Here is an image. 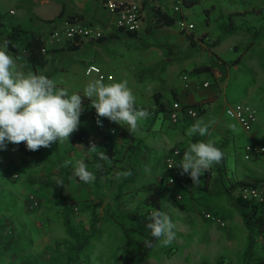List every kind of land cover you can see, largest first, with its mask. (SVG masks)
Here are the masks:
<instances>
[{
  "label": "rangeland",
  "instance_id": "1",
  "mask_svg": "<svg viewBox=\"0 0 264 264\" xmlns=\"http://www.w3.org/2000/svg\"><path fill=\"white\" fill-rule=\"evenodd\" d=\"M68 1L86 0H0V21H11L7 22L9 24H6V28H9L15 21L21 23V26L28 30H34L43 36H47L50 31L48 24L39 23L35 25L36 22L32 21L31 18L37 17V15L52 17L60 12L63 3L67 2L70 5ZM243 5L241 0H200V3L194 7V12L190 18H193L192 20L199 29L207 26L206 21L212 20L210 29H213L229 22L228 19L226 22L219 19L214 21L217 15L222 14L221 10L237 11L244 9ZM211 7H213L212 10L206 11ZM64 8L66 12L67 7ZM253 10H256V7ZM237 20L247 29L248 25L253 26L248 39L249 43L253 42L252 46L248 48V43H246L241 44L237 50H225V59L232 62L240 58V61L237 65L230 66L228 79L221 84L220 90L213 96L212 102L204 105L206 112L196 119H190L185 123L181 121L178 124L172 123L168 116H165V119L159 117L154 126L155 130L161 129L162 126L164 130L169 129L167 134L170 135L172 131L181 130L182 125H187L185 127L188 129L197 120L210 123L208 132L211 135L210 140H208L207 135L201 140L212 141V143L222 142L219 149L223 147L227 155L225 184L219 185L212 181L211 188L206 191L202 189L205 180V173H203L196 183L192 179L184 180L185 191H187L185 198L187 199L188 194H190V197L193 196L196 201L198 212L202 214L203 211H214L225 220L227 226L220 227L217 223L201 215L204 224L214 227L216 239L213 236L208 238L205 232L197 228H194L192 236L181 233L179 237L175 231V239L172 244L162 247L158 241L152 251H143L146 257L130 261L122 255L119 256L128 243L121 226L115 222L102 220L97 224L94 236L90 239L85 255L79 264L246 263L248 230L237 209L230 202L227 188L235 180L243 179L245 174L252 175L249 173V169L254 163L260 164L264 171L263 157L256 156L251 160L244 159V149L247 144L264 145V28L260 25L261 23L264 24V21H260L258 14L251 15L249 20ZM103 30L106 31L104 27ZM244 32L248 33L247 31ZM4 33L6 30L4 31L0 25V46L5 43ZM220 33L222 31L219 30L216 34ZM239 36H243V34L240 33ZM152 41L153 39L150 37L136 39L121 33L120 38L109 39L105 43H85L78 51H66L67 43H62L55 47L59 50L62 49L60 55H54V59L49 57L47 67L32 66L28 61H24L19 70H13L21 74H44L53 79L58 87H66L70 92H80L83 95L82 89L86 84L99 78L95 73L86 75V65L96 63L97 66L103 68L102 72L106 76H113L112 79L103 80L105 83L126 80L134 93L136 107L144 108L150 113L149 108L153 102V97L149 96L150 89L155 87L160 90L161 87L157 79L163 73L167 74L166 69L168 68H166L164 60L167 61L171 58L181 62L182 57L179 52V56L176 55L178 57L168 56L167 49L162 46H155V54L152 57L148 56V45ZM152 43L157 45L155 42ZM8 54L13 57L10 52ZM103 55H107L109 63H104L101 58ZM151 58L159 62L154 64L156 66L149 68L148 60ZM164 68L166 69L162 70ZM182 71L180 73H184L189 79L190 75L194 74L191 70ZM181 79L183 78L181 77ZM237 103H247L257 111L258 120L251 131H246L236 118L230 117L226 113L228 106ZM84 112H86L85 116H83ZM94 113H96L94 107L90 106L86 110L83 105L80 118L83 117V123L87 128L92 124ZM146 122L152 123L151 113L140 124ZM224 130L226 133L222 135ZM76 133L77 130L70 134L69 141L53 142L50 147H45V150L52 157L57 154L63 157L66 172L71 173L75 163L82 160L87 169L95 176L94 163L86 159L88 155L83 151L82 144H77L73 140ZM154 134L148 135L149 138L146 139L152 142L158 140L163 146L166 143L165 140L161 139L163 135L160 134L157 137L155 132ZM143 135H146L145 132ZM197 139L199 141L200 137L198 136ZM127 144L128 142L122 135H118L113 142V147L119 151L118 156L121 160L118 161V167L110 176H103L99 181H96L95 176V180L90 183L74 178L68 186L66 193L69 200L77 202L71 207L74 225L82 224L89 230L91 224L90 211L93 205L96 206L100 217H103L107 210L112 213L130 212L138 206L143 207V201L148 194L147 191L141 189L143 186L157 183L164 188L165 159L170 154L168 149H174L171 148L174 146H168L167 150H161L158 146L155 153L150 150L145 151L141 158V161L145 163L139 170V178L136 183L129 184L125 183L128 173L127 163L123 159ZM17 146L8 143L3 150H0V217H7L13 222L14 231L5 232L4 239L13 240L15 243L13 250L6 253L3 259H0V264H51L55 242L70 241V239L63 224L62 202L59 196L51 188L43 185L41 181L46 178L59 180V171L54 168L49 175L41 163L19 155L16 151ZM147 162H150L151 166H146ZM213 176H216V172ZM213 188L216 189L215 194H212ZM120 191L122 193L118 196L119 204L117 205L114 198L117 194L119 195ZM233 194L238 196L239 189H235ZM36 202L38 205L35 204ZM162 202L165 203V200ZM212 205L218 209H223L224 212L213 210ZM195 221L197 222L194 223L193 227L203 225L202 221L197 218ZM124 224L129 227L132 223L126 220ZM182 241L190 242L189 247L185 248ZM117 244H121V246L112 247ZM130 245L132 244L130 243ZM255 247V257L264 258V244L259 241ZM121 248L123 251H120ZM188 248L190 250H187ZM252 264L257 263L253 262Z\"/></svg>",
  "mask_w": 264,
  "mask_h": 264
},
{
  "label": "trees",
  "instance_id": "2",
  "mask_svg": "<svg viewBox=\"0 0 264 264\" xmlns=\"http://www.w3.org/2000/svg\"><path fill=\"white\" fill-rule=\"evenodd\" d=\"M155 10L158 26H172L175 25L178 19L166 11H163L160 7H153ZM35 19L34 17L32 20ZM68 21H82L83 17L77 14L65 15V8L63 7L62 11L58 14L55 19L46 20L44 23L48 24L49 32L59 27L58 24L61 20ZM228 23L224 26H221V30L224 35L229 33H234L235 31L240 30L231 15L228 17ZM4 31L8 32L5 42L7 43V50L13 52L15 57L26 58L27 61L32 66L44 67L48 63V55L55 49V47L47 48V52L43 53L42 50L45 47V39L47 36H43L41 33L35 32L34 30H28L23 28L20 24L13 25L9 28H6L3 23H1ZM124 30V29H121ZM126 31V30H124ZM251 31V30H249ZM131 36H137L138 32L127 31ZM111 36V35H110ZM109 37V36H108ZM108 37L103 36L98 41L102 42ZM221 37L218 39V42L221 41ZM66 49L69 51L79 50L83 44V39L76 38L66 42ZM215 43V42H214ZM217 43V42H216ZM253 42H250L247 46L248 48L252 46ZM240 61V58L233 60L230 65H236ZM215 68V66H214ZM195 70L200 72L209 71L213 73L211 66H201L195 68ZM227 69L225 67L223 75L226 76ZM213 97L203 99L196 104L201 108L200 116L206 112L204 105L211 103ZM83 105L87 110L90 107L91 101L84 99ZM155 104H157L160 111H165L167 106L161 103L160 99H155ZM86 112L83 113L85 116ZM99 121V123H98ZM122 137L128 142L126 147V152L123 156L124 161L127 163V173L128 178L125 183L134 184L138 180L139 170L142 167L141 156L143 152L148 151L146 144L133 133H130L128 129L110 121L106 117H98L97 113H94L92 116V124L87 128L83 123V117L80 118V124L77 128V133L74 136V142L77 144H82L83 151L88 155L86 159H89L94 163V171L96 176V181L103 176H110L114 170L118 167L119 151L113 147V142L118 137ZM92 146H95V151L92 150ZM19 153L22 157L32 158L37 163H41L51 175L54 168L59 171V180H54L52 178H46L41 181V183L49 188H51L54 193H56L62 204V218L63 224L66 228V233L70 241H56L54 245V256L51 258V264H79L81 263L83 256L85 255L86 248L89 244L90 239L94 236V231L97 224L100 221L115 222L118 223L123 232L126 235L128 243L137 244L138 248L142 251L150 252L157 245L158 241L150 235V231L146 228V224L151 222L150 217L154 211H161L162 206V187L157 183H150L147 186H143L141 189L149 193L143 201V207H137L134 211L130 212H120L112 213L109 210L106 211L103 217H100L97 208L95 205L91 207L90 216L91 224L89 230L85 228L82 224L74 225L72 220V205L76 204L75 200H69L66 190L72 180L75 178L71 173L65 171L63 157L59 154L55 156H50L45 147H40L36 151H30L26 148L25 143L21 142L18 144ZM221 152L223 154L222 159L219 163L215 164L214 167H211L208 171L205 172V180L202 189L208 191L212 184V181H215L216 184L224 185L225 178L227 177V155L224 152V148L221 147ZM102 155L106 158H102ZM216 176L214 177V173ZM164 176L167 180V176L176 175V171L168 172L164 167ZM189 177V175H188ZM188 179H191L189 177ZM62 182V184H57ZM187 181V180H185ZM184 182V180H183ZM259 179L254 182H250L244 179L235 180L228 186L227 191L229 193V200L237 209L239 215L242 218V221L245 227L248 230V243L245 252L246 263L252 264L253 262L257 264H264V258L255 257V246L261 241L264 244V202L258 200L244 199L241 196H235L233 191L242 187H258ZM169 187V186H168ZM120 190V189H119ZM119 195L117 194L114 198L116 204H119ZM176 202L179 203L180 208L184 205L183 200L179 201L176 198ZM182 202V203H181ZM126 204V203H124ZM128 220L132 223L129 227L124 224V221ZM14 231L13 222L7 217H0V259H3L6 256V253H10L14 247L13 240H5V232ZM152 241V247H147L145 241Z\"/></svg>",
  "mask_w": 264,
  "mask_h": 264
},
{
  "label": "crops",
  "instance_id": "3",
  "mask_svg": "<svg viewBox=\"0 0 264 264\" xmlns=\"http://www.w3.org/2000/svg\"><path fill=\"white\" fill-rule=\"evenodd\" d=\"M131 1L139 4L143 10L142 28L140 31H138L137 36H131L127 31L121 30V28L116 26L114 17L106 10L105 6L102 3V0H86V1H76V2L68 1L70 5H68L67 2L63 3L60 12L62 11L63 7H67V11L65 12V15L77 14L79 16H82L83 23H85L88 26H93L94 28L100 30L103 33V36L105 37L109 36L107 39H105L102 42H99L98 40L83 39L82 46L85 43L88 44L105 43L109 39L120 38V34L122 33L134 37L136 39L143 37L152 38L153 39L152 42H155V44L157 45H154V43L152 42L149 43L148 45L149 51L147 53L148 56L150 57H152L155 54V50H156L154 49L155 46H162L166 48L167 55L171 57H178L179 56L178 52L181 53L180 55L182 56L181 62L174 61V59L171 58L168 59L167 61L164 60V62H166V68L168 69L166 68L162 69V70L166 69L167 74L163 73V75L159 76V79H157L161 87L160 90H157L155 87H151L150 89L149 87L150 89L149 96L153 97L151 108H149V110L151 111L150 113L152 117V123L148 124L146 122L145 124H140L138 131L133 133L136 137L140 138L146 144V146L148 147L147 150H150L154 153L157 152L156 148L158 146L159 149L161 148V150L162 149L167 150L168 146L173 145L174 147L171 148L174 149H168V150H170V154L175 149L180 150L179 160L181 163L185 149L188 147V145L191 142L198 141L197 139L198 136H194L191 138L188 137L186 135L187 128L185 127L187 125H182L181 130L179 129L178 131H172V133L168 135L167 133L169 129L164 130V128H162L163 126L159 130L154 129L156 123L155 121L159 117L160 119H165V116H168L170 118L169 110L174 102H180L184 106H194L193 104H196L203 99L213 97L218 92V90H220L221 84L223 82L225 83V81L228 79L229 70L231 68L230 67L231 62L225 59L224 57L225 50H229V51L237 50L241 44H246V43L249 44L248 39H249V34L251 32L249 30H251L253 26L248 25V29H247L244 25H241L242 23H239L237 19H241V21L249 20V17L251 15L258 14L260 15V21L263 22L264 0H241L244 3L243 5L244 9L243 8L238 9L237 11H229V9L221 10L222 14L217 15L214 21H217V19H219L220 21L226 22V19H228L229 15H231L235 23L241 28L240 29L241 31L238 30L235 31L234 33H229L225 35L221 30V26L210 29L212 20L206 21L207 26H204L201 29H199L195 25L194 21L192 20L193 18H190V16L194 12L193 11L194 7L198 3H200V0H183V6L181 10L182 12L179 16H177L173 11L174 5L176 4V0H131ZM153 7H160L163 11H166L172 16L176 17L178 19L177 23L172 26H163V27L158 26L157 15L155 10L152 9ZM254 7H256V10H253ZM212 8L213 7H211L206 11L212 10ZM60 12L56 13V15L52 17H41L37 15V17H34L36 20L34 19L32 20V18L31 20L36 22L35 25L39 23L44 24V20L55 19ZM179 18H185V20H187L188 22L193 23L195 25V29L191 31L182 30L178 23ZM64 21L66 20L62 19L61 21H59L58 24L61 25ZM7 22H11V21H0V24L3 23L4 26L6 27L9 24ZM16 24L22 25L21 23L14 21L12 22V25H10V27ZM260 25H262V27L264 28L263 23H261ZM103 27L105 28L106 31L103 30ZM219 30L222 31V33L216 34L217 32H219ZM244 31H247L248 33L246 34ZM240 33H242L243 36H239ZM7 35L8 32L4 33V39L7 37ZM220 37L222 39L220 42H218V39ZM61 50H59V48H55L53 49V51H51V53H49L48 63L46 64V66H44V68L47 67L49 64V57L54 59V55H60ZM10 53L13 55L15 60L13 69L19 70L22 63L24 61H27V59L23 57H15L13 52ZM101 58L104 60V63H109V59L107 55H103L101 56ZM156 62L159 61L156 59L154 60L153 58H151V60H148L149 68H151L152 66H156L154 65L157 64ZM178 62L180 63L177 64ZM90 65H96V63H89L88 65H86V69ZM17 66H19L18 69ZM201 66H211L213 70L215 69V71L213 73L209 71L198 73V71L195 70V68ZM225 67L227 69L226 76L223 75ZM100 68L101 70H103L102 67ZM182 70L184 71L191 70L194 74L190 75V79L188 78V80L186 81L184 79H181V77L183 78V76H185L184 73L183 74L180 73ZM207 83L208 85L206 86L205 84ZM155 99H160L161 103L167 106V109L165 111H160L158 109L157 104H155ZM181 121L185 123L190 120L184 119V117L182 116L180 122ZM178 123H174V124H178ZM158 131H160L161 133H159ZM143 132H145L146 134L145 136L143 135ZM154 132L157 134V137L160 134L163 135V138L161 139L166 141V143L163 146L161 142H159L158 140H157L158 142L155 140H153L152 142L146 139L149 138L148 135L151 136L152 134H154ZM224 133H226V130L222 132V135H224ZM207 136H208V140H210L211 135L207 134ZM202 138L203 137H200L199 140H201ZM219 142L220 141H218V143L217 142L214 143V145L217 148H220L222 144V142L220 143ZM16 151L19 153L18 146ZM143 163L145 162H142V164ZM147 163L146 166H151L150 162ZM252 165H253L252 168L249 169L250 170L249 173H251L252 175L245 174V177L243 179L250 182H254L255 180L259 179L258 187L260 189L262 188L261 190L263 191L264 186L262 187V185H264V171L262 169V166L257 163H254ZM185 186L186 185L183 183V180L178 179L176 188L174 189L168 188L167 181L165 180L164 188L162 187L163 190L162 201L165 200V203L162 202L161 212L164 213L166 212V214L169 215V217L171 218V220L175 225L174 231L177 232L179 237H180L179 234L181 233L187 236H192L194 232L193 231L194 228H197L205 232L208 238L213 236V238L216 239L215 232L213 231L214 227L207 226L206 224H204L205 222L201 217L202 215L201 212L197 211L198 207H196V201L194 197L193 196L190 197V194H188L187 199L185 198V195H187V191H185L186 190ZM178 192L183 193V203L182 202L181 203L184 206L182 208H180L179 203L175 201L176 200L175 195ZM215 192L216 189L213 188L212 194H215ZM148 195L149 193L146 196ZM35 204L38 205V203ZM212 207L214 208L213 210H220L221 212L222 211L224 212L223 209L221 208L218 209L215 205H212ZM210 212L213 213L214 211H210ZM213 214L217 215L216 212H214ZM219 217L221 218V216ZM195 218L202 221L203 225L199 227L197 226L193 227L194 223L197 222L195 221ZM182 242L185 248L189 247L190 242H184V241ZM131 244L132 245H130V243L129 244L127 243L125 245L126 248H123L124 251L121 248L120 251L123 252H121L119 256L122 255L123 257L127 258L130 261H135L138 258L141 259L146 257V254H144V252L140 248H138L137 244H133V243ZM119 246H121V244H117L116 246L114 245L112 247H119ZM187 250H190V248H188Z\"/></svg>",
  "mask_w": 264,
  "mask_h": 264
},
{
  "label": "clouds",
  "instance_id": "4",
  "mask_svg": "<svg viewBox=\"0 0 264 264\" xmlns=\"http://www.w3.org/2000/svg\"><path fill=\"white\" fill-rule=\"evenodd\" d=\"M14 63L5 42L0 46V150L8 143L24 142L28 150L36 151L40 147H50L56 141H69L70 134L80 124L84 99L91 101L98 117H106L130 133L137 132L140 122L150 115L146 109L136 107L134 93L126 80L105 83L102 78L94 79L86 84L81 95L58 87L44 74L15 72ZM209 127L210 123L197 120L188 127L186 135L204 137ZM91 148L96 149L95 146ZM222 156L214 143L199 140L188 145L178 165L196 183L203 173L221 161ZM102 158L106 157L102 155ZM72 175L85 183L95 180L82 160L75 163ZM150 220L146 224L150 235L162 247L172 244L175 225L169 215L157 210ZM144 243L152 247V241Z\"/></svg>",
  "mask_w": 264,
  "mask_h": 264
},
{
  "label": "built area",
  "instance_id": "5",
  "mask_svg": "<svg viewBox=\"0 0 264 264\" xmlns=\"http://www.w3.org/2000/svg\"><path fill=\"white\" fill-rule=\"evenodd\" d=\"M102 3L106 10L114 17L117 27L130 32H138L141 30L143 23V10L139 4L131 0H102ZM182 6L183 0H176L173 11L177 16L181 14ZM178 23L182 30L191 31L195 29V25L185 20V18H179ZM102 36L103 33L100 30L94 28L93 26H88L82 21L66 20L59 27L49 33L45 39V47L42 52L46 53L47 48L56 47L57 45L75 40L76 38L99 40ZM85 73L86 75L95 73L103 80L113 78L112 75L106 76L97 65H90ZM183 79L187 81L188 76H183ZM205 85L207 86L208 83ZM200 112L201 108L199 105L184 106L180 102H174L169 110V116L172 122L178 123L180 122L182 116L184 119H196L200 116ZM226 113L228 115L230 113V117L236 118L246 131H251L258 120L257 111L247 103H237L235 105L228 106ZM256 156L264 158V145L256 143L247 144L244 149V159L251 160ZM179 159L180 150L178 149L173 150L170 156L165 159L166 171H176V175L167 176V184L172 188H176L178 179H188V174L183 173L182 169L178 165L180 163ZM239 196L244 199L264 202V192L259 187L248 186L239 188ZM176 198L179 201H182V193L178 192L176 194ZM202 215L206 219L217 223L220 227L224 228L227 226L225 220L211 212L203 211Z\"/></svg>",
  "mask_w": 264,
  "mask_h": 264
}]
</instances>
